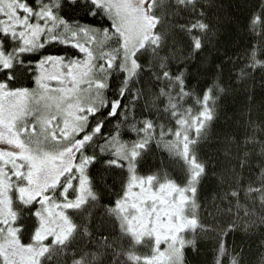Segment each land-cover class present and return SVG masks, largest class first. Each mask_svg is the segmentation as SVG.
<instances>
[{"label":"snow or ice","instance_id":"6c2138e0","mask_svg":"<svg viewBox=\"0 0 264 264\" xmlns=\"http://www.w3.org/2000/svg\"><path fill=\"white\" fill-rule=\"evenodd\" d=\"M257 73L264 0H0V264H264Z\"/></svg>","mask_w":264,"mask_h":264},{"label":"trees","instance_id":"16d2710c","mask_svg":"<svg viewBox=\"0 0 264 264\" xmlns=\"http://www.w3.org/2000/svg\"><path fill=\"white\" fill-rule=\"evenodd\" d=\"M224 4H228L229 0H220ZM228 11L229 15H234L235 13L231 10ZM218 15H223V12L217 13ZM242 20V17H241ZM221 46L223 47L224 41H228L229 44L239 50L236 46L243 47L245 39L243 33L234 26H229L228 30L223 33L219 38ZM228 75L227 73L225 74ZM232 91L229 92L227 97L222 101L226 105L227 111L229 114H235L234 123H242V112L245 106L248 104L247 96L249 94L255 97L253 103L257 106L264 104V87L261 85V75L257 73L255 76V83L249 81L246 85L234 84L232 85ZM223 128H228L229 125L221 121ZM220 130V125H218V131ZM204 248L203 257L208 258L210 253V245H202Z\"/></svg>","mask_w":264,"mask_h":264}]
</instances>
